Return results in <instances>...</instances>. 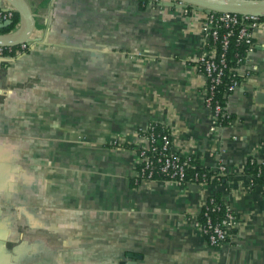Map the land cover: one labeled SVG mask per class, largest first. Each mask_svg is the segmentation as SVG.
I'll return each mask as SVG.
<instances>
[{"label": "crops", "instance_id": "crops-1", "mask_svg": "<svg viewBox=\"0 0 264 264\" xmlns=\"http://www.w3.org/2000/svg\"><path fill=\"white\" fill-rule=\"evenodd\" d=\"M25 2L30 47L0 61V264H264L263 187L245 172L264 158V16L226 103L235 120L212 130L200 15L169 0ZM150 123L225 183L133 181ZM214 195L236 216L219 249L194 227Z\"/></svg>", "mask_w": 264, "mask_h": 264}, {"label": "built area", "instance_id": "built-area-1", "mask_svg": "<svg viewBox=\"0 0 264 264\" xmlns=\"http://www.w3.org/2000/svg\"><path fill=\"white\" fill-rule=\"evenodd\" d=\"M150 1L157 4L163 0ZM171 2L180 7L183 15L189 17L200 15L203 19L201 31L204 47L196 60V67L206 80L204 104L211 112V125L212 130H214L218 126L217 119L219 114L222 111L227 113L226 106L223 107L214 94L215 87L219 84L222 77V67L226 58L225 52L231 41L234 42V45L239 50L234 54L236 68L232 83L229 86V91L232 93L241 86L243 80L249 78L251 75V70L250 68H246V65L256 51L254 35L262 23L264 14L219 13L205 11L204 9L189 6L181 2ZM14 12L13 10H0V25L9 23L13 18ZM218 46L219 49H217ZM29 47L30 42H25L15 47H0V59L13 61L23 56ZM163 140L162 152L158 153L157 156L153 154V159L150 158L148 153L158 152L155 145L156 137L150 135L139 144L138 168L134 177L136 183L151 182L155 174L161 173L172 180L169 182L178 186L181 185L185 176L187 161L180 160V155L183 154L173 149L171 141L169 142L165 137ZM144 142L145 145L143 144ZM262 145H264V140L262 141ZM253 161L264 166V158L259 161L251 158L250 162ZM219 171L223 173V168L220 167ZM257 177L260 178L263 187L264 169L258 170ZM250 180L253 183L252 176H250ZM212 203V199H208L204 205L203 215L206 218L204 225L200 224L197 219L194 221V227L200 232L201 236H207L206 244L210 246L215 245L217 241L223 239L225 229L236 228V217L233 216L228 208H226V215L220 221L212 222L210 220L209 212L215 211L214 207H210Z\"/></svg>", "mask_w": 264, "mask_h": 264}, {"label": "trees", "instance_id": "trees-1", "mask_svg": "<svg viewBox=\"0 0 264 264\" xmlns=\"http://www.w3.org/2000/svg\"><path fill=\"white\" fill-rule=\"evenodd\" d=\"M138 8L140 10H144L147 6L155 4L152 3L150 0H136ZM19 25V15L14 12L12 20L0 27V35H6L13 33L17 30ZM219 49V46L217 47ZM28 51V50H27ZM238 48L234 45V42L231 41L229 47L225 52V61L224 66L222 67V77L220 78L219 84L215 87V98L221 103L224 107L226 106L227 100L229 96L232 94L229 91V86L233 80V74L235 73L236 68V59L234 58V54L238 52ZM27 53V52H26ZM219 54V53H218ZM219 64L218 61H216ZM235 120V116L233 114L226 113L222 111L217 119V125L220 127L227 126L231 124L232 121ZM139 136L142 139L149 137L150 135H154L156 137L155 145L157 147V153H148L150 158L153 159V154L157 156L158 153L162 152L161 148L164 143L163 138L165 137L169 142L171 141L170 131L168 128L157 124V123H150L145 128L138 131ZM145 145V142L143 143ZM139 152V151H138ZM180 160L187 161V167L185 169V176L181 185H186L187 183H199V184H223L226 181V176L220 171H212L210 169L200 168L198 160L189 155H180ZM138 168V166H137ZM136 168V170H137ZM264 166L261 164L256 163V161L250 162L248 161L245 164V172L248 176L253 177V184H262L260 178L257 177L258 170H263ZM135 179V178H134ZM133 179V181H134ZM153 181H161V182H169L172 181L169 177L164 176L163 174H155L152 178ZM263 194H264V183H263ZM212 199V204L210 207H214V212H209V218L212 222L220 221L226 215V208L227 206L221 200L220 195H214L213 197L209 198ZM204 207H202L201 211L197 216V221L204 225L205 217H204ZM231 212V211H230ZM232 213V212H231ZM234 217L235 214L232 213ZM237 232L236 228H228L225 229V235L223 239L216 242L215 245H208L214 249H219L224 245L231 244V236ZM204 241L206 242L207 236L202 235Z\"/></svg>", "mask_w": 264, "mask_h": 264}, {"label": "water", "instance_id": "water-1", "mask_svg": "<svg viewBox=\"0 0 264 264\" xmlns=\"http://www.w3.org/2000/svg\"><path fill=\"white\" fill-rule=\"evenodd\" d=\"M181 2L189 6L214 11L219 13L233 14H264V0H171ZM2 2L8 5L4 9ZM3 3V4H4ZM0 10H13L19 15V27L16 31L6 35H0V47H15L25 42H30L35 29L34 16L25 0H0ZM3 26V25H2ZM0 25V27H2ZM0 61L6 62L4 59ZM9 158L0 149V186H3L6 173V160ZM128 258L137 256L129 254Z\"/></svg>", "mask_w": 264, "mask_h": 264}]
</instances>
